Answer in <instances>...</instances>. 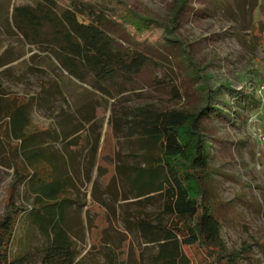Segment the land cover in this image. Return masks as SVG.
<instances>
[{
	"label": "rangeland",
	"instance_id": "obj_1",
	"mask_svg": "<svg viewBox=\"0 0 264 264\" xmlns=\"http://www.w3.org/2000/svg\"><path fill=\"white\" fill-rule=\"evenodd\" d=\"M39 1L0 4V219L12 193L27 208L12 261L43 263L39 204L29 183L36 168L42 179L52 171L65 192L72 264H150L156 248L137 223L169 216L160 194L139 195L133 185L134 170L158 154L137 125L148 111L182 110L206 112L207 196L218 204L227 251H242L237 264H264V0H133L163 20L178 43L146 48L150 62L142 75L106 91L63 68L50 27L38 36L18 28L14 7ZM229 87L251 93L254 104L237 100ZM21 107L26 121L15 128L12 112ZM189 252L196 264L212 261Z\"/></svg>",
	"mask_w": 264,
	"mask_h": 264
},
{
	"label": "trees",
	"instance_id": "obj_2",
	"mask_svg": "<svg viewBox=\"0 0 264 264\" xmlns=\"http://www.w3.org/2000/svg\"><path fill=\"white\" fill-rule=\"evenodd\" d=\"M14 11L18 28L27 36H38L50 27L63 68L81 81L91 78L94 87L103 91L115 83L136 81L150 62L146 48L178 43L163 20L150 16L133 0H40L36 6L16 5ZM229 88L237 100L244 96L254 104L251 93ZM204 114L148 111L138 121L158 154L149 165L134 170L133 185L139 195L160 194L163 213L169 216L168 220L142 219L137 223L145 242L156 248L150 264H196L189 252L192 248L209 254L210 264H237L241 258V250L227 251L216 215L218 204L207 196L212 171L210 144L202 130ZM12 115L15 128L26 121L22 107ZM37 172L32 168L29 183L39 204L35 222L45 241L42 264H72L75 250L64 227L65 192L52 171L46 179ZM26 210L16 205L12 193L10 210L0 219V264H15L11 243Z\"/></svg>",
	"mask_w": 264,
	"mask_h": 264
},
{
	"label": "built area",
	"instance_id": "obj_3",
	"mask_svg": "<svg viewBox=\"0 0 264 264\" xmlns=\"http://www.w3.org/2000/svg\"><path fill=\"white\" fill-rule=\"evenodd\" d=\"M261 93L264 98V85L261 88ZM260 138H261V143H264V131L261 133Z\"/></svg>",
	"mask_w": 264,
	"mask_h": 264
}]
</instances>
